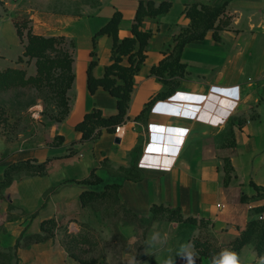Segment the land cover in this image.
<instances>
[{
    "label": "crops",
    "instance_id": "crops-1",
    "mask_svg": "<svg viewBox=\"0 0 264 264\" xmlns=\"http://www.w3.org/2000/svg\"><path fill=\"white\" fill-rule=\"evenodd\" d=\"M139 1L0 0V22L12 25L15 33L14 20L22 19L36 35L65 38L73 74L66 93L68 111L60 121L42 126L21 142H0V182L11 165L45 164L41 175L15 172L1 190L0 251L12 250L18 240L40 233L41 222L47 219L57 223L52 238L29 245L20 241L15 264L78 263L66 251V234L77 236L90 231L89 224H97L92 207L81 206L80 194L101 192L106 185H119V205L138 218L149 217L150 207L161 205L178 209L184 218L204 220L217 253L230 249L229 243L256 217L252 208L264 205V197L256 196L251 185L264 188V0H230L218 19L223 26L217 36L209 30L202 40L182 48L180 61L186 73L175 91L156 99L141 116L144 105L168 89L151 69L190 24L187 8L194 3L218 4L216 0H167L171 3L167 13L143 21L142 29L152 33L133 78L125 123L113 133L101 129L97 138L81 141L75 127L86 113L93 109L104 117L117 113L116 99L108 91L98 87L90 93L87 88L90 62H95L94 78H101L111 63L112 39L96 36L93 45V36L118 11L122 14L118 38L132 37ZM152 1L157 5L163 0ZM17 67L16 63L1 68ZM226 160L231 168L227 184ZM92 171L99 180L83 183ZM175 224L183 236L174 231L150 233L151 243H162L151 247L157 263L169 256L168 264H211L189 240L188 233L200 226ZM135 225L124 223L118 232L124 239L132 238ZM192 251V259L190 254L177 258V253ZM235 252L242 258L256 254L253 244Z\"/></svg>",
    "mask_w": 264,
    "mask_h": 264
},
{
    "label": "trees",
    "instance_id": "trees-1",
    "mask_svg": "<svg viewBox=\"0 0 264 264\" xmlns=\"http://www.w3.org/2000/svg\"><path fill=\"white\" fill-rule=\"evenodd\" d=\"M216 1L218 3L217 5L194 3L187 8L186 16L190 19V24L174 37V44L167 55L157 66L151 69V73L159 77L168 89L147 102L140 114L141 116L150 111L156 99L169 97L178 87L179 79L186 73L185 65L180 61L182 48L189 43L202 40L209 30H214V35L215 37L217 36V30L223 26L220 20L218 22V19L224 14L230 0ZM170 7L171 3L167 0H163L157 5L152 0H140L131 26L132 37L124 39L118 38L119 21L122 19V14L118 11L114 12L105 25L94 34L93 45L96 36L107 35L112 39L111 63L105 67L104 74L101 78H94L91 71L95 62L94 60L90 62L87 69V88L90 93H93L98 87H102L104 90L108 91L116 99L117 113L108 117H104L98 109H93L86 113L82 121L75 127L76 130L81 133V141H92L99 136L101 129L113 133L118 127L125 123L133 87V78L138 73L144 61V49H146L152 33L150 30L142 29L143 21L148 17L155 18L167 13ZM27 23L28 21L26 20H14L17 36L20 39V43L23 45L22 56L18 58L17 62L22 61L23 58L27 59L26 62L34 60L35 74L28 77L24 70L17 68L0 70V91H6L10 88L32 87L40 89L46 85L51 86L61 108L60 116L56 119V121H60L68 111V98L66 93L73 81L71 54L64 48V37H45L36 35L32 33ZM24 30L25 32H23ZM24 36L25 41L23 40ZM91 55H94L93 51ZM124 58L126 59V63L123 61ZM20 170H26L32 174L41 175L45 172V164L40 163L34 165L26 161L9 166L5 169L4 179L0 182V192L10 184L13 174ZM224 170V183L227 184L231 178V168L227 166V160ZM131 172L134 178L139 179V174L136 169H132ZM98 180L99 179L92 171L90 176L82 182L92 183ZM251 185L257 191L256 196L264 197V188L256 187L253 183H251ZM118 188V184H113L106 185L101 192L84 191L79 197L80 204L82 207H92L99 202H104V204H115L118 208L123 209L122 205H119L120 203L117 196ZM241 198L245 200V197L243 198L242 196ZM123 211H125V215H129V217L133 219L138 218L132 215L128 210L123 209ZM166 212L169 214L168 218L170 220L188 224H198V226L203 228L207 227L204 224V220L197 221L192 217H182L178 209H170L161 205H153L150 207L152 216ZM252 212L256 217L247 222L244 230H242L238 237L229 243L228 247L233 251H239L245 245L253 244L256 254L264 256V216H262L264 214V205L252 208ZM125 215L122 218L126 220ZM125 223H132V221H127ZM56 229L57 223L53 219H47L41 222L40 233L26 236L18 240L12 250L6 252L0 251V264H5L2 256L6 253L12 251L15 256V250L19 246L20 241H22L24 245L40 243L52 238ZM66 237L65 248L70 257L80 264H94L92 260L87 261L81 259V255L78 252V247L80 245L91 243L90 231L73 237H71L70 234H66ZM192 242L193 248L200 257L211 259L212 255L217 253V250L207 241L200 242L197 239H193ZM195 251L189 254L193 256Z\"/></svg>",
    "mask_w": 264,
    "mask_h": 264
},
{
    "label": "rangeland",
    "instance_id": "rangeland-1",
    "mask_svg": "<svg viewBox=\"0 0 264 264\" xmlns=\"http://www.w3.org/2000/svg\"><path fill=\"white\" fill-rule=\"evenodd\" d=\"M23 40L25 41V36ZM64 48L67 50L70 48L66 41ZM21 52L22 46L12 25L7 22H0V53L3 55L0 57V70H2L3 65L13 67L17 63V68H24L22 70L25 71L26 76L34 75V60L26 62L27 59L23 58L22 61L17 62L16 59L21 56ZM60 112L59 101L51 86L46 85L40 89L32 87L10 88L6 91H0V142H21L24 137L37 134L42 126L46 127L48 123L55 121L60 116ZM91 211L97 219V224L86 226L90 230L91 243L80 245L78 252L81 259L92 260L94 264H158L156 257L152 254L154 250L151 248L156 241L151 243L150 233L153 235L158 233L172 234L174 231L178 235L183 236L184 234V232L175 230L177 221L170 220L167 212L133 219L129 215H125V211L115 204H104V202L93 205ZM124 215L126 220L122 218ZM127 221L136 224V233L132 238L124 239L119 234L118 228ZM153 223H156L157 227L151 229ZM91 225L95 227L93 228ZM198 229L197 232L188 233L189 240L207 241L213 245L212 239L214 237L210 235L208 228L200 227ZM156 244L158 246L162 243L159 241ZM170 246L172 251V245ZM189 253H177V258L184 255L189 256ZM192 257L191 254L190 259ZM2 258L5 264H15V256L12 251L3 255ZM166 258L169 259V256ZM166 258L161 264H168Z\"/></svg>",
    "mask_w": 264,
    "mask_h": 264
},
{
    "label": "clouds",
    "instance_id": "clouds-1",
    "mask_svg": "<svg viewBox=\"0 0 264 264\" xmlns=\"http://www.w3.org/2000/svg\"><path fill=\"white\" fill-rule=\"evenodd\" d=\"M211 264H264V256L253 253L251 257L242 258L235 251L222 248L218 253L212 255Z\"/></svg>",
    "mask_w": 264,
    "mask_h": 264
}]
</instances>
